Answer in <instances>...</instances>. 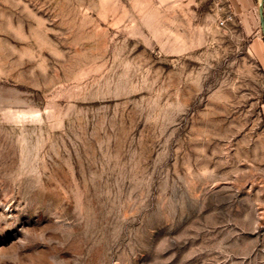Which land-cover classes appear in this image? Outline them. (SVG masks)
I'll return each instance as SVG.
<instances>
[{
    "label": "rangeland",
    "instance_id": "obj_1",
    "mask_svg": "<svg viewBox=\"0 0 264 264\" xmlns=\"http://www.w3.org/2000/svg\"><path fill=\"white\" fill-rule=\"evenodd\" d=\"M260 2L0 0V264H264Z\"/></svg>",
    "mask_w": 264,
    "mask_h": 264
},
{
    "label": "water",
    "instance_id": "obj_2",
    "mask_svg": "<svg viewBox=\"0 0 264 264\" xmlns=\"http://www.w3.org/2000/svg\"><path fill=\"white\" fill-rule=\"evenodd\" d=\"M262 3H263V0H261L260 2V6L258 8V14H259V20H260V27L262 29V32H263V37H264V20H263V7H262Z\"/></svg>",
    "mask_w": 264,
    "mask_h": 264
},
{
    "label": "trees",
    "instance_id": "obj_3",
    "mask_svg": "<svg viewBox=\"0 0 264 264\" xmlns=\"http://www.w3.org/2000/svg\"><path fill=\"white\" fill-rule=\"evenodd\" d=\"M263 100H264V97H263Z\"/></svg>",
    "mask_w": 264,
    "mask_h": 264
}]
</instances>
